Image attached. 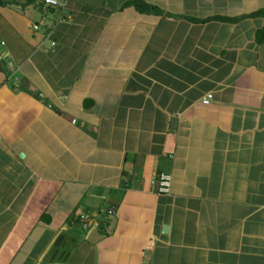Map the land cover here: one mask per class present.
Masks as SVG:
<instances>
[{"label": "crops", "instance_id": "obj_1", "mask_svg": "<svg viewBox=\"0 0 264 264\" xmlns=\"http://www.w3.org/2000/svg\"><path fill=\"white\" fill-rule=\"evenodd\" d=\"M59 2L0 7V264H264V0Z\"/></svg>", "mask_w": 264, "mask_h": 264}, {"label": "built area", "instance_id": "obj_2", "mask_svg": "<svg viewBox=\"0 0 264 264\" xmlns=\"http://www.w3.org/2000/svg\"><path fill=\"white\" fill-rule=\"evenodd\" d=\"M41 4L43 10L48 8H57L60 7L61 4L59 0H38ZM212 99L211 95H208L203 101L202 104L208 105L210 100ZM172 184V177L169 174H158L155 178V188L156 192L159 195H167L170 193ZM109 215H112V211H108ZM79 223L83 228H86L87 222L83 216L79 217ZM152 246H147L146 249H150Z\"/></svg>", "mask_w": 264, "mask_h": 264}, {"label": "trees", "instance_id": "obj_3", "mask_svg": "<svg viewBox=\"0 0 264 264\" xmlns=\"http://www.w3.org/2000/svg\"><path fill=\"white\" fill-rule=\"evenodd\" d=\"M14 0H0V7H4L6 5H9L10 3H12ZM38 1V0H37ZM36 2V0H25L26 4H34ZM131 6H133L136 10L140 11V12H154V8L150 7L146 4H144L143 2H133L130 4ZM252 17H256L259 16V13L257 14H253L251 15ZM258 42H263L264 41V35L259 37V39H257ZM109 221L103 217L102 220L99 223V232L102 236H106L107 235V227L109 226Z\"/></svg>", "mask_w": 264, "mask_h": 264}, {"label": "rangeland", "instance_id": "obj_4", "mask_svg": "<svg viewBox=\"0 0 264 264\" xmlns=\"http://www.w3.org/2000/svg\"><path fill=\"white\" fill-rule=\"evenodd\" d=\"M15 1H21V0H15Z\"/></svg>", "mask_w": 264, "mask_h": 264}]
</instances>
